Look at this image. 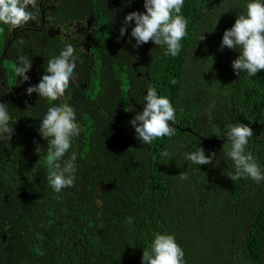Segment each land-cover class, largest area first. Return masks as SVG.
<instances>
[{"label": "trees", "instance_id": "obj_1", "mask_svg": "<svg viewBox=\"0 0 264 264\" xmlns=\"http://www.w3.org/2000/svg\"><path fill=\"white\" fill-rule=\"evenodd\" d=\"M245 3L184 0L187 35L176 57L151 41L136 47L131 28L119 37L143 0H38L35 21L0 25V102L14 128L0 140V264H141L157 233L176 237L186 264H264V182L223 174L233 167L224 156L227 124L252 129L246 150L264 168V71L234 75L238 50L220 48ZM68 41L79 57L70 89L59 101L28 96ZM20 54L32 62L27 82L14 71ZM149 83L170 100L177 123L169 122L174 135L144 145L129 121ZM59 102L73 106L81 132L70 149L74 186L55 194L46 155L34 149H46L39 120ZM196 147L216 153L213 163L184 160Z\"/></svg>", "mask_w": 264, "mask_h": 264}, {"label": "clouds", "instance_id": "obj_2", "mask_svg": "<svg viewBox=\"0 0 264 264\" xmlns=\"http://www.w3.org/2000/svg\"><path fill=\"white\" fill-rule=\"evenodd\" d=\"M37 5L38 0H0V25H7L10 30H14L35 21ZM183 6L184 0H143L144 11H134L124 17L119 28V37L123 38L131 28L130 36L135 40L136 47L151 41L159 49L166 46L165 54L176 57L181 48L180 41L187 35L188 20L181 14ZM245 9L243 14L237 16L232 27L224 31L220 48L238 50V57L231 63L234 75L241 77V74L246 73L249 77H255L264 71V0H246ZM221 15L217 17L215 26ZM205 33L207 32H202L199 41L205 39ZM78 60L74 44L65 42L59 53L47 60L39 83L27 87L26 94L31 96L36 93L39 98L59 101L64 97L65 90L70 89L73 84ZM31 66L30 56L20 54L16 57L14 71L21 82L29 80L26 74ZM172 83L175 84V81ZM142 105L143 110L137 112L129 121L141 144L150 145L157 138L174 135L175 127L170 126L169 122L176 125V109L166 96L158 95L151 83L146 87ZM10 121L9 106L0 102V140H11L14 128ZM39 122L38 132L47 141V147L42 149L37 144L34 150L38 155H46L48 184L53 193L60 194L64 189L72 188L76 180L78 157L70 149L81 132V126L76 111L67 102L50 104ZM252 135V129L246 124L226 125L224 136L229 147L224 156L232 162L233 167L225 170L223 174L232 182L245 178L257 184L264 182V168L246 150ZM169 155L168 151L162 153L165 158ZM182 155L189 164L198 165L200 168L202 165L212 164L216 153L206 155L202 147H196L194 151H183ZM178 178L186 181L189 177L186 172H181ZM128 223H132L131 217ZM141 264L186 262L184 251L176 242V237L173 234L157 233L150 247L143 250Z\"/></svg>", "mask_w": 264, "mask_h": 264}]
</instances>
